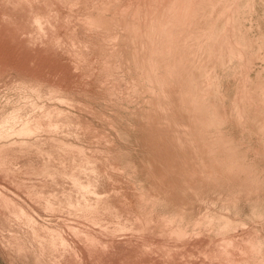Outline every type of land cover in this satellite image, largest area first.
<instances>
[{
	"label": "rangeland",
	"instance_id": "374dc122",
	"mask_svg": "<svg viewBox=\"0 0 264 264\" xmlns=\"http://www.w3.org/2000/svg\"><path fill=\"white\" fill-rule=\"evenodd\" d=\"M0 264H264V0H0Z\"/></svg>",
	"mask_w": 264,
	"mask_h": 264
}]
</instances>
